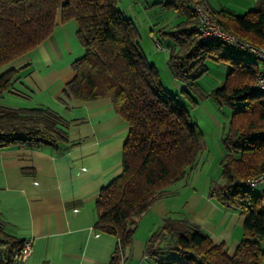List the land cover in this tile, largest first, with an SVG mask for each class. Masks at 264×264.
Here are the masks:
<instances>
[{"label": "trees", "instance_id": "obj_1", "mask_svg": "<svg viewBox=\"0 0 264 264\" xmlns=\"http://www.w3.org/2000/svg\"><path fill=\"white\" fill-rule=\"evenodd\" d=\"M184 16L174 28L161 31L168 45V67L174 79L195 86L212 59L229 65L223 82L210 96L232 109L222 143L219 179L209 182L208 196L244 217L242 237L233 254L214 242L197 224L166 216L145 241V255L158 264H261L264 261V208L257 190L234 183L264 172V92L253 89L257 57L225 42H201L187 27L196 18L189 0H162ZM228 32L264 46V0L244 14L212 11ZM74 19L83 55L72 67L75 75L63 94L89 101L109 98L128 123L121 171L96 199L94 228L116 238L107 264H122L131 249L138 222L169 187L188 177L204 147L203 133L190 119L178 93L165 89L158 68L139 43L133 20L117 0H0V68L48 38L57 23ZM160 41L157 40L158 45ZM161 46V45H160ZM250 54V53H249ZM17 71L0 72V98ZM183 96L194 100L186 89ZM68 122L45 108L0 105V149L40 148L66 143ZM23 239L6 234L0 225V264H15Z\"/></svg>", "mask_w": 264, "mask_h": 264}, {"label": "crops", "instance_id": "obj_2", "mask_svg": "<svg viewBox=\"0 0 264 264\" xmlns=\"http://www.w3.org/2000/svg\"><path fill=\"white\" fill-rule=\"evenodd\" d=\"M206 1L212 11L244 14L257 0ZM117 6L133 20L139 39L140 29L145 27L148 39L166 42L167 62L168 45L173 41L160 33L174 28L184 16L164 7L162 0H117ZM160 10L163 17L156 15ZM59 19L58 14V24L48 38L0 68V72L17 71L1 94V106L45 108L68 122L66 143L0 149V225L11 237L32 240L31 254L15 264H107L116 238L94 228L96 199L100 189L121 171L128 123L107 97L82 101L63 94L65 83L75 75L72 64L84 50L77 38L76 21L60 23ZM139 43L144 51L141 40ZM213 77L211 91L223 80L217 74ZM172 82L177 89H185L184 82L174 78ZM198 164L140 218L122 264H157L145 255V241L166 216L197 224L233 254L242 237L244 217L208 196L209 182L219 179V174L206 173L201 180Z\"/></svg>", "mask_w": 264, "mask_h": 264}, {"label": "rangeland", "instance_id": "obj_3", "mask_svg": "<svg viewBox=\"0 0 264 264\" xmlns=\"http://www.w3.org/2000/svg\"><path fill=\"white\" fill-rule=\"evenodd\" d=\"M154 12H156V10H153L152 13ZM156 15L163 17L165 14L160 10ZM156 18L158 19V17ZM140 32L142 38L139 39V41L141 40V45L147 57L153 59L157 67H159L161 74L160 79L165 89L173 94L178 93L181 96L182 102L189 110L190 119L197 124L203 133L204 147L199 154L197 169V172L200 173L202 178L201 180H204V175L206 173L208 176L218 175L221 171V160L226 153L222 143V136L230 119L232 109L226 105L218 104L214 98L210 96V86L215 85L212 80L214 78L213 75L217 74V76H222L223 80L225 79L226 72L229 70V65L224 62H216L212 59H207L204 62L207 70L203 75L197 78L195 86L187 83L184 84L186 91L191 94L194 99L193 101L189 100L183 96V88L177 89V86L172 82L173 77L170 75V70L166 62L167 52H165L164 49L166 42L160 40L159 43L161 46H159L156 37H149L148 39L147 33L149 29L147 30L145 27L140 29ZM243 54L248 59L254 58L252 54ZM207 89H209L208 92L206 91ZM201 180L199 177V185L203 182ZM261 264H264V261H262Z\"/></svg>", "mask_w": 264, "mask_h": 264}, {"label": "built area", "instance_id": "obj_4", "mask_svg": "<svg viewBox=\"0 0 264 264\" xmlns=\"http://www.w3.org/2000/svg\"><path fill=\"white\" fill-rule=\"evenodd\" d=\"M195 13V22L188 26L204 43L221 41L234 46L236 49L248 52L257 57L258 70L253 89L264 92V46H257L247 39L225 30L214 17L206 0H189ZM158 44V43H157ZM236 185L257 190L261 194L260 205L264 208V172L244 178L235 179ZM32 240L24 239L19 252H14L15 261H24L32 252Z\"/></svg>", "mask_w": 264, "mask_h": 264}]
</instances>
